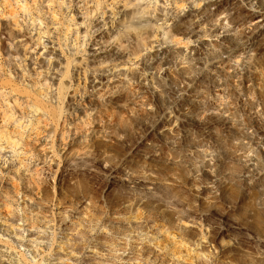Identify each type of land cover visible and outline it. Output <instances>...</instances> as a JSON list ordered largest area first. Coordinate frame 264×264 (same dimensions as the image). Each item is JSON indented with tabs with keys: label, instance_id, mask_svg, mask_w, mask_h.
<instances>
[{
	"label": "clouds",
	"instance_id": "9594fccd",
	"mask_svg": "<svg viewBox=\"0 0 264 264\" xmlns=\"http://www.w3.org/2000/svg\"><path fill=\"white\" fill-rule=\"evenodd\" d=\"M0 264H264V0H0Z\"/></svg>",
	"mask_w": 264,
	"mask_h": 264
}]
</instances>
